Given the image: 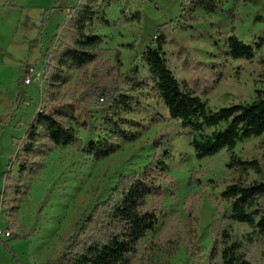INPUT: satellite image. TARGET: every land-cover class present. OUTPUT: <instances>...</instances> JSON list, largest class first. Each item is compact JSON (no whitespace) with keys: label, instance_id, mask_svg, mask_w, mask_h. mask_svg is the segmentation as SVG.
<instances>
[{"label":"rangeland","instance_id":"obj_1","mask_svg":"<svg viewBox=\"0 0 264 264\" xmlns=\"http://www.w3.org/2000/svg\"><path fill=\"white\" fill-rule=\"evenodd\" d=\"M15 1L22 7H0V264H61L65 237L97 202L107 198L121 174L139 172L163 156V151L154 150L153 140L166 131H172L170 156L165 160L168 179L162 197L150 203L158 208L159 221L143 240L138 264H221L220 254L212 252L219 227L228 224L222 218L229 214L230 203L222 193L230 184L255 177L227 164L232 155L260 157L264 135L244 140L232 151L223 149L198 159L190 145V129H180L169 118L141 53L161 30L170 69L211 108L252 102L258 90L264 93V42L253 59H233L228 38L236 35L247 44L264 39V0H220L214 13L186 0H99L87 33L103 39L101 62L82 70L65 68L51 104L43 103L48 98L46 54L63 34L69 9L80 0ZM109 69L144 84L135 92L140 105L126 115L141 124L135 130L138 138L119 140L116 153L101 161L72 147L32 156L30 162L42 164V169L35 175L22 173L16 156L37 116L54 111L75 116L84 143L98 139L101 133L96 126L102 124L105 108L87 106L78 94L96 70L104 75ZM28 76L30 84L25 83ZM44 143L42 139L39 145ZM10 171L21 186L18 192L4 194L5 174ZM192 177H198L199 184H191ZM30 230L31 238L15 239ZM251 232L243 223L231 226L232 240L243 243L250 264H264V235L251 243L246 238ZM188 240L198 244L195 259L186 255Z\"/></svg>","mask_w":264,"mask_h":264},{"label":"trees","instance_id":"obj_2","mask_svg":"<svg viewBox=\"0 0 264 264\" xmlns=\"http://www.w3.org/2000/svg\"><path fill=\"white\" fill-rule=\"evenodd\" d=\"M98 1L80 0L77 6L69 9V20L63 34L56 41L55 48L46 54L48 98H44L43 103L54 102V88L64 81L65 68L82 70L101 62L105 51L103 39L87 33V24L94 16V4ZM185 2L206 13H214L220 0ZM0 7L22 6L15 0H0ZM183 18L188 20L187 16ZM263 42L264 39L260 38L254 44H247L236 35H231L228 38V54L233 59L251 60ZM165 43V35L159 30L158 37L150 41L141 57L147 63L169 118L177 121L180 129H190V145L198 159L214 156L223 149L232 151L238 143L264 135L263 92L258 90L252 102L213 109L187 83L177 79L168 65ZM108 72L104 77L96 70L91 82H85L78 94L80 102L87 106L105 108L102 124L96 126L101 133L98 139L85 144L79 133L82 125L75 116L60 111L37 116L30 123L25 143H22L23 149L16 156L22 173L35 175L42 169V164L30 162L32 156H44L59 148L72 147L80 154L92 156L94 161H101L116 153L119 140L132 142L138 138L135 130L141 124L127 119L126 115L135 110V105H140L135 92L142 90L144 84L121 73L113 74L111 69ZM99 99H102V103H99ZM42 139L45 143L40 146ZM171 142L172 131L156 134L154 150L163 151V156L155 158L139 172L124 173L118 177L107 198L97 202L78 227L65 237L61 247V264L139 263L143 240L159 221V210L150 203L164 193V181L168 179L165 176L168 169L165 160L170 156L168 145ZM227 167L245 175L252 173L255 177L230 184L223 191L222 197L230 203V212L222 220L228 224L219 227L212 253L214 256L220 254L221 264H250L247 252L243 251V243L232 240L231 226L233 223H243L251 227L252 232L246 235L251 243L256 237L264 235V147L261 156L253 159L232 155ZM5 175L4 194L11 190L18 192L21 186L19 181L12 177L11 171ZM190 183L199 184L198 177H192ZM191 210L189 207L188 216ZM33 234L34 231L30 230L16 235L15 239L27 240ZM5 246L10 248L7 243ZM197 247L196 241L188 240L185 243V252L190 259L196 258Z\"/></svg>","mask_w":264,"mask_h":264},{"label":"built area","instance_id":"obj_3","mask_svg":"<svg viewBox=\"0 0 264 264\" xmlns=\"http://www.w3.org/2000/svg\"><path fill=\"white\" fill-rule=\"evenodd\" d=\"M25 83L26 84H30L31 83V78L28 76V77H26V79H25ZM5 234L7 235V236H10V232L9 231H7V232H5Z\"/></svg>","mask_w":264,"mask_h":264}]
</instances>
